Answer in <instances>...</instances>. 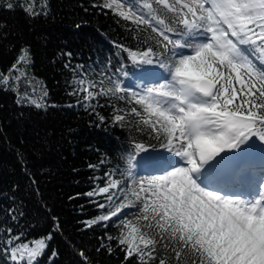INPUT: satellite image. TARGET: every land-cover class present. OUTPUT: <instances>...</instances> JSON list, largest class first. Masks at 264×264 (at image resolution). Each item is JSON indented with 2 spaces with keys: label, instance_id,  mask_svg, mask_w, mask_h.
<instances>
[{
  "label": "snow or ice",
  "instance_id": "obj_1",
  "mask_svg": "<svg viewBox=\"0 0 264 264\" xmlns=\"http://www.w3.org/2000/svg\"><path fill=\"white\" fill-rule=\"evenodd\" d=\"M18 6L31 18L47 14V0ZM92 7L147 32L148 46L114 43L117 64L108 61L111 71L98 79L71 65L72 54L65 53L64 67L73 73L68 94L76 98L69 107L91 110L103 125L96 108L111 106L112 124L135 117L136 131L162 149L133 141L123 172L92 177L83 195L97 215L81 225L104 229L95 250H118L121 264H264V0H101ZM30 63L22 47L8 73H0V90L16 92L18 104L44 107L29 95L35 93ZM23 215L20 210L11 219ZM52 220L53 232L32 240L4 228L0 264H40L45 255L56 264L59 253L49 242L60 222ZM110 226L116 235L108 234ZM76 255L79 264H90L83 249Z\"/></svg>",
  "mask_w": 264,
  "mask_h": 264
},
{
  "label": "trees",
  "instance_id": "obj_2",
  "mask_svg": "<svg viewBox=\"0 0 264 264\" xmlns=\"http://www.w3.org/2000/svg\"><path fill=\"white\" fill-rule=\"evenodd\" d=\"M7 2L17 6L9 10ZM21 2L0 0V73H8L21 48L28 47L27 79L35 88L34 94L28 90L29 95L46 106L18 104L16 92L0 90V232L11 225L32 240L53 232L52 217H56L60 230L49 242L50 250L59 253L56 264H79L76 253L82 249L90 264H121L118 250L111 255L95 250L105 234L103 228L83 229L81 222L97 215L83 193L92 188V177L127 168L133 141L143 143L148 151L162 149L157 140L136 131L135 117H126L125 125L112 124L111 106L96 108L106 119L103 125L91 110L69 107L76 105V98L68 94L73 73L64 67L69 62L65 53L72 54L71 65L83 66L90 79H98L101 72L111 71L108 61L117 64L114 43L138 50L148 46V33L132 31L133 25L118 23L110 11L104 14L92 7L101 0H47V14L37 18L26 15L18 6ZM19 87L21 94L26 91L23 81ZM44 92L47 96L41 101ZM148 174L154 173H140ZM20 210L23 217L13 221L11 215ZM107 232L116 235L118 229L110 226ZM40 264H49L47 255Z\"/></svg>",
  "mask_w": 264,
  "mask_h": 264
}]
</instances>
